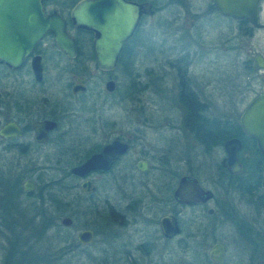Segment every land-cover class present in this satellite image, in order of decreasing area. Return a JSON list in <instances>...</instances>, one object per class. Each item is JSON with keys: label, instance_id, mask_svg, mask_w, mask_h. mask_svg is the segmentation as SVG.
I'll return each mask as SVG.
<instances>
[{"label": "rangeland", "instance_id": "rangeland-1", "mask_svg": "<svg viewBox=\"0 0 264 264\" xmlns=\"http://www.w3.org/2000/svg\"><path fill=\"white\" fill-rule=\"evenodd\" d=\"M185 1L204 6L209 0H157L159 4ZM169 10L168 7L154 13L147 18V26H141L137 31L142 45L136 57L141 73L140 86L143 85L139 95L141 103L135 105L131 100H121V86L118 84L115 93L100 105L105 96L104 89L101 80L94 76L90 86L96 93L91 100L96 102L97 110L92 111L94 107L89 104L88 97L87 103L77 111L75 133H55L51 143L26 154H18L13 149L9 151L8 143L0 138V196L13 185L17 211L24 209L33 215V207L37 205L38 210L42 207L45 211L44 220L52 219L55 216H49L52 208L48 207L47 198L62 188L68 193L65 210L55 220L59 224L62 217H70L67 232L55 235L50 224L45 235L32 233L36 236L28 238L24 247L32 245L38 251L45 245L44 237L47 236L52 252L63 245L67 233L72 246L80 245L69 251L72 264H264V206L260 203L261 197H257L261 191L255 190L252 196L247 193L251 182L264 172V163L256 157L251 144L245 141L247 146L240 153L242 171L231 178L219 164L224 156L220 145L222 137L218 139L219 144L204 142L203 147L184 135L187 132L183 110L176 89L170 93L171 82L166 88L168 79L164 68L178 59L175 54L186 50L189 40L183 36L182 27L179 33H174L177 36L170 35L172 27L169 29L164 23ZM261 10L260 21L264 23V3ZM202 29V39L194 42L202 52L192 58L183 56L182 65L187 62L193 85H199V90L204 93L202 113L238 122L247 103L264 92V68H257L253 62L254 54H264V28L249 29L245 23L222 19L215 30L206 26ZM146 35H152L154 41L144 40ZM153 44L154 51L150 47ZM110 75L118 82L117 70ZM167 76L170 78L171 74ZM153 82L164 89L158 93ZM87 133H141L142 147L159 152V156H151L153 169L146 176L133 170L131 182H124L115 171L98 181L94 194L84 195L78 187L79 180L70 179L68 182L64 177L69 174L68 168L85 156ZM134 152L136 149L132 150L130 157ZM164 155L167 168L160 164L165 160ZM185 174L197 176L201 186L213 192L214 198L207 206L180 208L164 202L165 194L169 196L164 182H171L174 187L177 179ZM26 178L36 184L32 193L22 188ZM139 178H147L146 186L137 183ZM124 192L130 195L127 198L141 199L143 205L149 207L146 210L142 207L126 209L121 200ZM2 206L0 201V209ZM207 207L213 209L211 215L206 213ZM167 210L177 211L181 229L177 236L165 241L159 233L157 221ZM233 214L241 217L237 224L233 223ZM244 215L247 218L242 222ZM4 226L0 218V257L10 243L5 244L3 235L6 232L8 236V231ZM83 229H90L93 233L90 244L81 245L76 240ZM213 243L225 246L221 263L209 259L208 251ZM34 262L42 264L41 261Z\"/></svg>", "mask_w": 264, "mask_h": 264}, {"label": "flooded vegetation", "instance_id": "flooded-vegetation-1", "mask_svg": "<svg viewBox=\"0 0 264 264\" xmlns=\"http://www.w3.org/2000/svg\"><path fill=\"white\" fill-rule=\"evenodd\" d=\"M79 1L80 0H41L43 16H56L62 21L66 35L73 40L74 49L71 50L70 53L60 50L55 44L54 33L51 30H46L17 65L13 66L0 62V133H22L20 136L12 138H3L0 136L1 139L8 143V150L13 149L18 154H26L51 143L55 133H75L77 111L80 110L83 104L87 103L85 101H87L86 99L88 97L89 100H91L92 97L95 96L96 92L94 93L90 86L94 76H97L101 80L100 83L103 85L104 89L105 96L101 103H99L100 105H104L107 98L115 93L118 84L121 86L119 89V97L121 100H131L135 105L141 103L139 95L143 85L140 86L141 73L139 66L136 64V57L142 45L141 40L138 39L139 36L137 35V31L141 26H147V18L169 7L170 14L164 19V23L168 24V28L172 27L171 29L173 32L170 35L177 36L174 33H179L182 27L181 32L184 33L183 36L187 37V41L189 40L186 50H180L175 54L178 59L175 62H170V65L164 68V75L166 74V78L168 79L166 88L171 82L170 93L172 90L176 89L177 100L183 110L184 127L187 132L184 133V135L186 134L191 141L203 147L204 142L219 144V140L216 139L222 137L223 140L220 145L223 149L224 156L226 153L223 148V142L232 138L238 139L240 141V147L236 150V158L240 165V170L236 173H230L227 169L223 168L219 162L221 168L231 178H234L242 171L243 160L240 153L247 146L245 141L251 144L250 147L253 149L256 157L264 163V156L259 152L255 140L242 131L239 122L227 118L217 119L202 113L205 106L204 93L199 90V85H193L187 62L184 65H182L181 62L183 56L184 58H192L198 55L199 52H202L195 47L196 45L194 42H198L202 39L200 32L203 30V26L215 30L217 24L222 19L239 23L246 21L222 16L212 0H209L204 6H194L187 1L179 4H172V2L159 4L157 0H125L135 4H148V7L146 10L145 8H141L137 24L132 33L122 43L114 67L111 69H100L95 64V52L93 49L94 32L81 26L74 25L73 19L71 18V10ZM263 3L264 0L259 1L258 9L260 14L262 12L261 5ZM148 24L151 26L152 22L150 21ZM246 24L249 29L253 28L247 22ZM202 33L204 32L202 31ZM153 39L154 37L152 35H146V39L144 40L153 42ZM150 47L152 51H154L155 44ZM115 70L119 72L118 82L110 75ZM168 74H171L170 78H168ZM107 82H112L111 89L106 87ZM153 85L158 88V93H160V89L161 91L164 89L163 86L157 85L155 82H153ZM89 104L94 107L92 111L95 112L97 110L95 107L96 102L91 100ZM4 127H6V129H4ZM235 130H237L236 133H234ZM37 133H45L41 141L35 138V136L38 135ZM87 134V151L85 156L71 165L68 170L82 163L93 154L100 152L105 145L110 144L115 139H119L122 143H125L126 148L123 152L115 156L114 161L106 171L92 170L84 177H78L68 172L71 179L79 180L78 187L84 195L94 194L98 189V181L105 176L111 175L115 171L118 172V177L124 182L128 180L131 182L130 179L133 177V170L141 176H146L153 169L151 156H159V152L150 151L145 148L144 145L142 147L140 138L141 133ZM96 134L100 135L96 136ZM55 143L58 144L56 141ZM135 149L136 152H134V156L130 157L132 150L134 151ZM128 158L130 159L128 160ZM160 164L162 167L167 168V158L165 157V160H161ZM143 165L144 168L140 169L139 167ZM263 174L264 172L261 174L260 178L251 182L247 190L250 196H252L255 190L261 191L257 197H261L260 203L262 206H264ZM182 176L195 178L202 189L211 191L201 186V182L197 176L185 174L180 177ZM179 178L174 187L171 182H164L165 192L169 191V196L165 194V203L169 202V205H175L180 208L195 206L205 207L213 200L214 195L211 191L212 196L206 200H196L192 203H179L173 198V191ZM83 181L89 182L88 191L81 189L80 184ZM146 181L147 178H144V180L139 178L137 183L140 182L146 186ZM32 182L34 185L33 189L25 190L22 187L23 190L32 193L36 188L35 182L33 180ZM134 184V186H136L135 181ZM73 189L75 190V185ZM128 196L130 195L124 192L121 199L125 202L126 209L132 208L136 210L142 207L146 210L149 207L144 206L141 199L127 198ZM235 208L236 206L234 205L233 210H235ZM212 211V208L207 207L206 213L208 215H211ZM166 215L175 216L179 228V232L176 235L167 239L163 238L159 228V220ZM246 218L247 216L244 215L242 222H245ZM238 220L241 221V217H238L237 214H233V223L237 224ZM157 226L163 240L168 241L177 236L181 229L177 211L167 210V212L160 215ZM250 227L252 228L251 224Z\"/></svg>", "mask_w": 264, "mask_h": 264}, {"label": "water", "instance_id": "water-1", "mask_svg": "<svg viewBox=\"0 0 264 264\" xmlns=\"http://www.w3.org/2000/svg\"><path fill=\"white\" fill-rule=\"evenodd\" d=\"M259 1L212 0L222 16L244 20L253 28H264V23L260 21ZM147 5L125 0H80L72 8L71 18L74 25L89 29L95 34L93 49L95 64L98 68L111 69L114 67L122 43L135 28L141 8L146 10ZM46 30L54 33L55 44L60 50L70 53L74 49L73 40L64 32L62 21L56 16H43L41 0H0V62L17 65ZM253 62L257 68L263 69L264 54H254ZM106 87L111 89L112 82H107ZM238 122L242 131L255 140L259 152L264 156V93L256 95L247 103ZM21 134L0 133V136L12 138ZM37 134L35 138L41 141L45 133ZM239 147L238 139L232 138L223 142L226 154L220 164L230 173L240 170L236 158V150ZM125 148V143L115 139L105 145L100 152L71 167L68 172L84 177L92 170L106 171L115 156L123 152ZM139 168L143 169L144 165ZM262 183L264 185V174ZM33 186L30 179H26L22 184L25 190H31ZM80 187L88 191L89 182L83 181ZM211 196V191L202 189L196 179L190 176L180 177L173 191V198L179 203L203 201ZM59 223L62 227H69L71 219L64 216ZM159 228L161 235L166 239L179 232L176 217L173 215L162 217L159 220ZM76 240L81 245L90 244L93 240V233L90 229H83L77 234ZM224 249L223 244L213 243L208 251L209 259L221 263Z\"/></svg>", "mask_w": 264, "mask_h": 264}, {"label": "trees", "instance_id": "trees-1", "mask_svg": "<svg viewBox=\"0 0 264 264\" xmlns=\"http://www.w3.org/2000/svg\"><path fill=\"white\" fill-rule=\"evenodd\" d=\"M243 23L246 24V22H240V24ZM243 31L246 32V29ZM70 177V174H66L64 179L69 182L71 179ZM13 189V185H11L7 188V193L4 191V193L0 196L2 197L0 198V201L3 204L0 209V218H2L5 223V231H8V236L5 232L3 237L5 239L6 246L8 242H10L9 247H5L6 249L2 252L0 264H36L34 261H41L40 263L42 264H72L69 258V251L80 245L76 244L75 246H72L70 236L67 233L65 234V244L63 241V245L58 246V248L52 252L50 251L52 245L47 244L50 237L47 236L44 237L45 245L40 250L38 248V251H35L32 245L30 247H24V245H27L28 243V238L36 235H45L50 224L54 227L55 235L67 232V227H62L60 223H56L55 220L59 214L65 210V206L68 203V199H66V195H68V193L64 192L62 188V191L58 189L50 196V198H47L46 202L49 203L48 207L52 208V212L49 213V216L55 217L44 220L45 211H43V208L40 206L39 210L37 205L33 207V215L24 212V209L23 211H17L15 208L16 199ZM32 233H36V235H32ZM4 245L1 247L3 248Z\"/></svg>", "mask_w": 264, "mask_h": 264}]
</instances>
